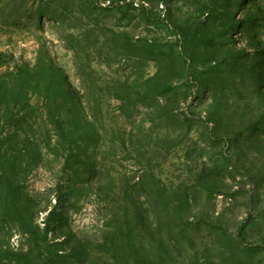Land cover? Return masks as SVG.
Segmentation results:
<instances>
[{"label":"rangeland","instance_id":"obj_1","mask_svg":"<svg viewBox=\"0 0 264 264\" xmlns=\"http://www.w3.org/2000/svg\"><path fill=\"white\" fill-rule=\"evenodd\" d=\"M0 264H264V0H0Z\"/></svg>","mask_w":264,"mask_h":264}]
</instances>
